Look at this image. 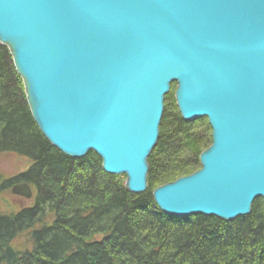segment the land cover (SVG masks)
I'll use <instances>...</instances> for the list:
<instances>
[{
  "label": "water",
  "instance_id": "water-1",
  "mask_svg": "<svg viewBox=\"0 0 264 264\" xmlns=\"http://www.w3.org/2000/svg\"><path fill=\"white\" fill-rule=\"evenodd\" d=\"M37 125L70 157L148 190L166 95L183 119L208 118L197 171L154 189L174 217L232 221L264 200V0H0ZM12 193L33 197L29 183Z\"/></svg>",
  "mask_w": 264,
  "mask_h": 264
},
{
  "label": "trees",
  "instance_id": "trees-1",
  "mask_svg": "<svg viewBox=\"0 0 264 264\" xmlns=\"http://www.w3.org/2000/svg\"><path fill=\"white\" fill-rule=\"evenodd\" d=\"M167 98L149 188L131 193L96 152L74 159L50 143L0 41V152L31 160L0 188L27 182L34 192L29 206L0 210V264H264L263 198L232 221L174 217L158 207L154 189L201 168L200 155L213 142L208 118L187 121L174 93Z\"/></svg>",
  "mask_w": 264,
  "mask_h": 264
},
{
  "label": "rangeland",
  "instance_id": "rangeland-1",
  "mask_svg": "<svg viewBox=\"0 0 264 264\" xmlns=\"http://www.w3.org/2000/svg\"><path fill=\"white\" fill-rule=\"evenodd\" d=\"M171 87L172 89L169 94L174 93L175 95L176 89L178 88L177 82L176 81L172 82ZM169 94L166 95L165 104L170 103L171 101V99L169 100L167 98ZM30 164H31V160L23 155H18L16 153H11V152L9 153L0 152V186L2 181L9 179L10 176L18 174L24 169H27ZM121 176L126 178L125 175L123 174H121ZM13 185L14 184H12L10 187H5L3 189L0 188V210L12 212L32 204L34 194L32 198H27L23 195L20 196L15 193H12L11 190Z\"/></svg>",
  "mask_w": 264,
  "mask_h": 264
},
{
  "label": "flooded vegetation",
  "instance_id": "flooded-vegetation-1",
  "mask_svg": "<svg viewBox=\"0 0 264 264\" xmlns=\"http://www.w3.org/2000/svg\"><path fill=\"white\" fill-rule=\"evenodd\" d=\"M207 118V117H206ZM8 180V179H7Z\"/></svg>",
  "mask_w": 264,
  "mask_h": 264
}]
</instances>
